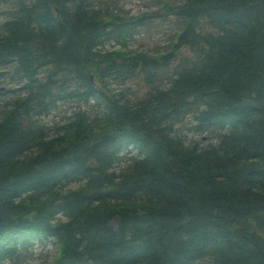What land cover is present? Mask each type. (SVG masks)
Instances as JSON below:
<instances>
[{
  "label": "trees",
  "instance_id": "16d2710c",
  "mask_svg": "<svg viewBox=\"0 0 264 264\" xmlns=\"http://www.w3.org/2000/svg\"><path fill=\"white\" fill-rule=\"evenodd\" d=\"M110 1L3 2L23 86L0 116V256L52 235V264H264V0ZM170 18V48L134 44Z\"/></svg>",
  "mask_w": 264,
  "mask_h": 264
},
{
  "label": "rangeland",
  "instance_id": "374dc122",
  "mask_svg": "<svg viewBox=\"0 0 264 264\" xmlns=\"http://www.w3.org/2000/svg\"><path fill=\"white\" fill-rule=\"evenodd\" d=\"M126 3L128 6L131 7H136L137 3L136 0H126ZM156 42L159 43V37H156L155 39ZM152 43L154 41H151ZM19 236H27L25 231L16 232ZM24 233V234H23ZM15 233L12 234L14 236ZM48 241V242H47ZM46 242V243H45ZM45 243V244H42ZM55 251V246L52 242L49 240H44L42 242H37L36 245L34 246L33 250L31 249L29 252L23 253L22 257L19 259L20 262H25L23 264H40L42 262H47L49 261ZM27 258V259H26Z\"/></svg>",
  "mask_w": 264,
  "mask_h": 264
},
{
  "label": "bare ground",
  "instance_id": "6f19581e",
  "mask_svg": "<svg viewBox=\"0 0 264 264\" xmlns=\"http://www.w3.org/2000/svg\"><path fill=\"white\" fill-rule=\"evenodd\" d=\"M21 257H22V256H21ZM21 257H20V258H21ZM20 258H19V259H20Z\"/></svg>",
  "mask_w": 264,
  "mask_h": 264
}]
</instances>
